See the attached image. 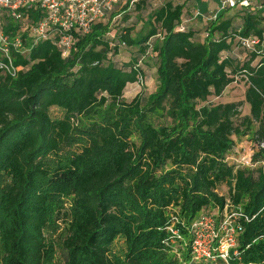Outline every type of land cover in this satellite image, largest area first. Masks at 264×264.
Listing matches in <instances>:
<instances>
[{
    "label": "trees",
    "instance_id": "trees-1",
    "mask_svg": "<svg viewBox=\"0 0 264 264\" xmlns=\"http://www.w3.org/2000/svg\"><path fill=\"white\" fill-rule=\"evenodd\" d=\"M232 10L240 23L222 11L202 41L182 25L183 4L167 2L144 34L127 27L111 39L112 12L75 33L65 57L50 38L26 55L11 48L21 70L0 74V264H44L54 251L46 229L59 220L65 264H264V50L244 61L231 55L239 36L262 41L264 22ZM28 13L29 23L41 16L36 7ZM22 24L5 15L1 29L26 43ZM125 46L137 55L113 61ZM146 56L157 59L155 90L126 101V86L144 79ZM238 77L248 114L241 101L206 103ZM246 134L257 164L228 162L233 136ZM226 204L242 215L238 255L197 263L187 227ZM118 237L122 255L112 251Z\"/></svg>",
    "mask_w": 264,
    "mask_h": 264
},
{
    "label": "built area",
    "instance_id": "built-area-1",
    "mask_svg": "<svg viewBox=\"0 0 264 264\" xmlns=\"http://www.w3.org/2000/svg\"><path fill=\"white\" fill-rule=\"evenodd\" d=\"M121 0H0V74L8 73L12 76L21 70L16 66L11 55V48L22 55L29 53L41 40L51 39L59 48L61 56L69 54L74 34L88 33L92 26L110 15ZM133 2L137 0H132ZM36 7L41 16L29 23L28 10ZM247 9L261 16L264 22V0H221L220 9ZM198 12L195 14V16ZM5 15L13 20L23 22L20 31L27 33L26 43L20 34L10 37L2 28ZM208 21L215 19L216 14L208 16ZM27 21V22H26ZM179 29H183L181 25ZM160 37V34H157ZM261 38L257 35L247 37L239 36V45L247 51L261 53L264 50V29ZM124 46V43L121 44ZM261 146H263L261 144ZM252 151V150H251ZM226 160L237 166L250 167L252 163L249 153L236 157L230 154ZM220 212V211H219ZM217 221L210 213L200 214L187 229L191 235L190 249L195 260L216 261L228 263L231 256L238 255L236 250L237 234L240 230L238 220L240 212L229 209L228 204L220 212ZM247 219V217H245ZM177 217L172 218V222ZM174 235L180 237L178 230H172Z\"/></svg>",
    "mask_w": 264,
    "mask_h": 264
},
{
    "label": "rangeland",
    "instance_id": "rangeland-1",
    "mask_svg": "<svg viewBox=\"0 0 264 264\" xmlns=\"http://www.w3.org/2000/svg\"><path fill=\"white\" fill-rule=\"evenodd\" d=\"M122 5V4H120ZM120 5L115 7V11L105 19V22L108 21L110 32L108 36L113 39L117 37V35L121 32H124L125 28L127 27L132 28V35L136 36L138 33H145L149 29V23H147V16H141L140 14H136V10L133 9L127 10V2L123 4L121 8ZM121 11V15L115 17V15ZM234 16L235 24L240 23L241 17L240 14L236 12V10H231L229 13L225 14ZM182 25L187 28L186 26L190 25L188 22L183 21ZM192 26V25H191ZM205 25H200L196 27L194 31L195 39L202 41L204 38L205 33ZM114 36V37H113ZM116 39V38H115ZM114 40V39H113ZM116 41V40H115ZM135 47H121L117 55L112 57V60L115 62H127L132 56H136L137 52H135ZM231 55L237 57L239 60L244 61L249 57L248 51L243 49L235 40L232 44ZM255 62V61H254ZM156 64L157 59L153 56H146L143 59L142 68H143V77L142 81L138 83L129 84L126 86L123 99L126 101H130L136 94L140 93L143 98H147V96L155 90L156 87ZM246 89L245 81L238 77L235 81L229 84L222 94L218 97L211 95L208 97L206 103L209 104H217V103H224V102H231V101H241L242 104L240 105V112L241 116L248 114L249 108L248 105L243 101L244 100V91ZM58 111L56 109L52 110V115H56ZM82 123H87L88 119H81ZM235 140V152L231 153L234 154L236 157L243 155L244 153H251V150L255 149L252 147V141L250 134L242 135V136H233ZM6 180H0V186L4 185ZM227 186L220 185L217 189V192L221 195H227ZM207 213L212 214L217 221L220 220V212L219 209L215 207V205H210L208 207ZM190 225V224H189ZM65 224L61 222V220L54 222L46 229V234L49 239L54 244V251L50 254V256L45 260L44 264H65L67 259V253L62 248V238L65 234ZM191 236V235H190ZM186 239L184 238L183 242ZM178 244H175L177 247ZM112 251L117 255H122L125 251V244L122 237H118L114 243L112 244ZM1 254V253H0ZM193 259V258H192ZM197 263H207L208 261L204 260H195ZM211 263V262H209ZM213 263V262H212Z\"/></svg>",
    "mask_w": 264,
    "mask_h": 264
},
{
    "label": "crops",
    "instance_id": "crops-1",
    "mask_svg": "<svg viewBox=\"0 0 264 264\" xmlns=\"http://www.w3.org/2000/svg\"><path fill=\"white\" fill-rule=\"evenodd\" d=\"M127 2V10H136V14L141 16H147V19L151 13L163 6L165 3L170 2L173 5L183 4L182 22L186 21L190 25L187 28L194 30L200 25H205L208 22V16L216 14L218 16L222 11H226L225 14L229 13L232 9H220L221 0H121L119 8ZM115 11V10H114ZM198 14L195 16V14ZM119 11L115 17L121 15ZM192 25V26H191Z\"/></svg>",
    "mask_w": 264,
    "mask_h": 264
}]
</instances>
